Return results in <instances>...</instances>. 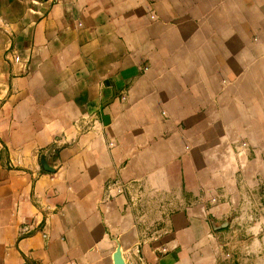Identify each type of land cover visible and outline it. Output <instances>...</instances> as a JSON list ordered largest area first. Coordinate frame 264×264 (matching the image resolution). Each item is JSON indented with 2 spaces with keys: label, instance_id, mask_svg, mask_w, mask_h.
I'll use <instances>...</instances> for the list:
<instances>
[{
  "label": "crops",
  "instance_id": "1",
  "mask_svg": "<svg viewBox=\"0 0 264 264\" xmlns=\"http://www.w3.org/2000/svg\"><path fill=\"white\" fill-rule=\"evenodd\" d=\"M118 250L264 264V0H0V264Z\"/></svg>",
  "mask_w": 264,
  "mask_h": 264
},
{
  "label": "water",
  "instance_id": "2",
  "mask_svg": "<svg viewBox=\"0 0 264 264\" xmlns=\"http://www.w3.org/2000/svg\"><path fill=\"white\" fill-rule=\"evenodd\" d=\"M42 165H43L44 169L50 170V168L44 162H42ZM114 258H115V264H124L120 250L117 251Z\"/></svg>",
  "mask_w": 264,
  "mask_h": 264
},
{
  "label": "built area",
  "instance_id": "3",
  "mask_svg": "<svg viewBox=\"0 0 264 264\" xmlns=\"http://www.w3.org/2000/svg\"><path fill=\"white\" fill-rule=\"evenodd\" d=\"M14 59L16 60V61H19L20 59L18 58V57H16V56H14Z\"/></svg>",
  "mask_w": 264,
  "mask_h": 264
}]
</instances>
